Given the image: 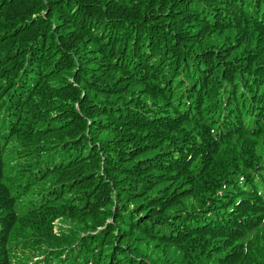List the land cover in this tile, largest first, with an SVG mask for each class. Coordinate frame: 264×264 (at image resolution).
<instances>
[{"label":"trees","instance_id":"16d2710c","mask_svg":"<svg viewBox=\"0 0 264 264\" xmlns=\"http://www.w3.org/2000/svg\"><path fill=\"white\" fill-rule=\"evenodd\" d=\"M0 264H264V0H0Z\"/></svg>","mask_w":264,"mask_h":264}]
</instances>
